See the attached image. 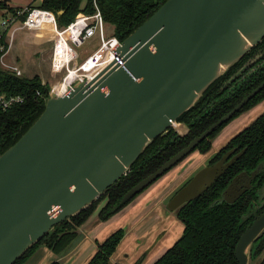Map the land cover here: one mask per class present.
Segmentation results:
<instances>
[{
  "label": "water",
  "instance_id": "water-1",
  "mask_svg": "<svg viewBox=\"0 0 264 264\" xmlns=\"http://www.w3.org/2000/svg\"><path fill=\"white\" fill-rule=\"evenodd\" d=\"M263 38L264 0H165L103 66L70 88L50 90L40 116L0 155V264H13L56 224L87 208L125 176L145 148L169 128L175 130L177 118ZM263 87L264 82L128 189L122 203L178 164ZM243 151L224 163L229 151L196 171L167 209L199 197ZM258 171L240 175L252 179ZM237 177L222 193L226 203L234 202L227 195ZM258 196L256 209L264 205V184ZM263 228L264 212L238 239V264H246L245 250Z\"/></svg>",
  "mask_w": 264,
  "mask_h": 264
},
{
  "label": "trees",
  "instance_id": "trees-1",
  "mask_svg": "<svg viewBox=\"0 0 264 264\" xmlns=\"http://www.w3.org/2000/svg\"><path fill=\"white\" fill-rule=\"evenodd\" d=\"M82 1L40 0L36 6L52 11L56 16L57 25L64 27L70 24L80 11L86 13L94 11L92 0H85L83 4ZM95 1L105 22L113 27L114 36L122 41L149 18L165 0ZM31 7L34 6L32 4L27 6V8ZM18 9L12 10V14H16ZM27 13L25 10L20 19H25ZM0 33H2L1 29ZM255 55H259V57L252 67L232 81L235 83L237 79L241 78L243 80L240 85L229 91V84L226 83L245 64H249L256 57ZM263 82L264 38L223 75L212 82L196 104L177 118V122L184 123L188 128L185 135L181 136L173 128H169L164 135L156 137L132 164L125 176L87 208L56 224L13 264H24L39 246L46 247L55 254H60L66 250L78 237L76 229L86 222L101 203L103 204L98 210V219L101 222L108 220L122 210L133 200L132 198L127 203L121 201L128 189L158 169ZM37 91L41 93L40 96L36 94ZM49 91V86L43 85L38 75L17 76L11 70L3 68L0 63V93L6 96H25L22 103L7 110L0 108V155L12 146L40 116L44 110V101ZM263 100L264 87L244 104L230 120L202 140L194 151L207 153L211 149V142L214 137L230 121L254 108ZM232 148H236L237 151L244 149V152L199 197L179 207L176 214L183 224L182 233L152 264H238L234 249L246 226V222L242 221V216L249 211L248 203L251 199L256 198V193L253 190L234 203L228 204L222 199V191L232 176L242 170L250 172L259 167L258 186L264 181V112L232 136L224 146L212 155L209 163L216 161L223 153ZM123 236L124 231L117 229L103 241L97 243L95 252L85 264H112L110 257L116 251ZM142 259L139 257L133 264H140ZM50 264L62 263L53 261Z\"/></svg>",
  "mask_w": 264,
  "mask_h": 264
},
{
  "label": "rangeland",
  "instance_id": "rangeland-1",
  "mask_svg": "<svg viewBox=\"0 0 264 264\" xmlns=\"http://www.w3.org/2000/svg\"><path fill=\"white\" fill-rule=\"evenodd\" d=\"M84 2L85 0L82 1V4ZM105 25L106 34L108 36H114L113 27L107 22H105ZM21 31L22 32L17 31L18 33L14 36L13 43L18 46L17 48L21 47L19 49L16 48V54H19V56H21L22 58V61L20 60V58L19 60L17 59L18 63L21 65L20 67L24 70L22 71V76L38 75L40 79H42L44 85L47 84L49 86L50 90H53V92L58 90L59 87L55 85L59 84V82L62 81L63 73H54L50 69L53 41L50 39L41 43H37V40L32 36L35 35L34 32L30 33V31H26L23 29ZM31 36L33 39H31ZM23 39H25L24 44H20L19 41H23ZM98 44L99 40L97 33L85 40L81 47L76 48L79 52V60H81L86 54L92 52L98 46ZM23 65L25 66V69L23 68ZM262 112H264V100L254 108L242 113L240 116L230 121L216 136V139L212 141V147L208 151V153L204 155L196 154V152L190 154L191 156L189 155V157H194V155L195 157L197 156V160L194 162L195 167H193V169L192 167L189 169V172L191 171L189 174H192L193 172L195 173V171L204 167L207 164L208 158L215 151L224 146L232 136L241 131L244 127L248 126ZM176 128L179 129V125H177ZM187 157L185 158V160L187 159ZM189 157L187 159L188 161L190 160ZM178 166L179 165L175 166L171 170H175ZM184 166L187 165L184 164L183 167ZM138 195H136L133 200ZM102 204L103 203H101L97 207V209L92 213V215L86 220L83 225L76 229L78 237L74 239L72 244L60 254H55L53 252L49 253L51 255L44 259L45 264L51 262L53 259L63 257L75 246L76 242H79L78 240L82 239L84 234H86L84 233L85 229H88L95 225V218ZM141 220L143 221V224H145V228L141 226L139 227V230H137L135 226L132 229L129 228L132 227L134 223L132 216L128 217V219H126L125 222H123L121 225H119L120 222L117 219L111 222V224L107 228L109 230V234L119 228H122V230L124 231V238L118 245L117 252L112 256V258H110V262L112 264H133L139 257L143 258L140 264H151L162 253L164 249L170 247L178 239L183 228L182 223L177 218H175L172 214H170L169 217H164V214L161 213L160 209L152 212ZM92 221H94V223L90 225ZM140 225H142V222L139 223V226ZM41 247L43 246H39L35 250L32 257L36 252H38ZM32 257H30V259L26 261V264L30 262ZM247 264H252V262L248 261Z\"/></svg>",
  "mask_w": 264,
  "mask_h": 264
},
{
  "label": "built area",
  "instance_id": "built-area-1",
  "mask_svg": "<svg viewBox=\"0 0 264 264\" xmlns=\"http://www.w3.org/2000/svg\"><path fill=\"white\" fill-rule=\"evenodd\" d=\"M92 1L94 7L92 13H82L81 11L70 24L64 27L57 25L56 16L52 11L37 6L18 9L16 14L5 16L0 22L2 31L0 33V60L12 46L17 30L23 29L35 34L50 33L51 37L38 40L37 43L50 39L53 41L50 69L54 73H63L62 82L67 85V88L72 87L77 79L87 76L103 66L109 54H112L121 43L118 37L106 34L104 17L96 1ZM25 10L28 13L25 19L21 20L20 16ZM96 33L99 40L98 46L79 60V52L76 48L81 47L85 40ZM115 61L123 64L122 58L118 56H115ZM4 66L17 76H22V69L18 65L4 64ZM36 94L41 95L39 91ZM24 99L25 96H6L0 93V108L7 110L22 103Z\"/></svg>",
  "mask_w": 264,
  "mask_h": 264
},
{
  "label": "crops",
  "instance_id": "crops-1",
  "mask_svg": "<svg viewBox=\"0 0 264 264\" xmlns=\"http://www.w3.org/2000/svg\"><path fill=\"white\" fill-rule=\"evenodd\" d=\"M39 2L40 0L38 1L36 0H0V22L5 16L11 15L12 10L18 9V8L23 9L29 6L30 4H32L33 6H36L39 4ZM17 31L22 32L21 30H17ZM17 31L15 32L14 36L18 33ZM32 36L35 38L36 34ZM32 36H31V39H33ZM24 41L25 39L19 42L20 44H24ZM17 47L18 46L13 43L12 46L8 49V51L2 57V59L0 60V63L3 68L7 69L4 66V64L18 65L19 67L21 66L17 61V59L19 60V58L22 61L21 56H19V54H16ZM24 67L25 66L23 65V68ZM22 71L24 70L22 69ZM41 82H42V79H41ZM178 125H179V129L177 128L175 129L178 133H183L187 130L186 126L183 125L182 123H178ZM190 168L191 167L189 166L186 170L182 171L181 164H180L175 170L169 171L164 176H162L160 179H158L156 182H154L152 185H150L146 190H144L140 195H138L131 203L125 206L120 212L113 215L110 219L103 221V222L96 221L94 226L88 229H85L84 233L86 234H84L82 239L78 240L79 242H76L75 246L68 253H66L63 257L58 258V260H60L63 264H85L88 261V259L91 257V255L95 252L97 243L103 241L104 238L110 235L109 230L107 228L109 227L111 222L117 219L120 222L119 225H121L123 222H125L126 219H128V217L132 216L134 223L132 227H129L130 229H132L134 226L136 227L137 230H139L140 229L139 227L141 226L145 228V224H143V221L141 219L148 216L152 212L157 211L158 209L157 206L161 203L163 199L169 196L172 193V191L175 189V187L182 181V179L186 177ZM96 219L97 218H95V220ZM94 221H92L90 225H92ZM140 222H142V225L139 226ZM116 252H117V249L113 253V255H115ZM49 253H51L50 250H47L46 248L41 247L38 250V252H36L35 255L32 257L30 262L27 264H45L44 259L51 255ZM112 256L110 258H112Z\"/></svg>",
  "mask_w": 264,
  "mask_h": 264
},
{
  "label": "flooded vegetation",
  "instance_id": "flooded-vegetation-1",
  "mask_svg": "<svg viewBox=\"0 0 264 264\" xmlns=\"http://www.w3.org/2000/svg\"><path fill=\"white\" fill-rule=\"evenodd\" d=\"M256 57L253 59V60H251L250 61V63H249V66L244 70V71H242V73L243 72H245L248 68H251L252 67V65H253V63H255L256 62V60H258L257 58L259 57V55H255ZM248 64V63H247ZM247 64H245V65H247ZM244 65V66H245ZM243 66V67H244ZM242 67V68H243ZM241 68V69H242ZM251 70H253V69H251ZM239 71V70H238ZM242 73L241 74H239L238 76H240V75H242ZM235 76V75H234ZM238 76H236L232 81H234ZM232 78V77H231ZM230 78V79H231ZM241 78H239V79H237V81L234 83H232V81H228L226 84H229V88H228V90L230 91H232V89H234V88H236V87H238L239 85H240V82L243 80V79H241ZM239 81V82H238ZM232 83V84H231ZM183 125H185L184 123H182ZM186 126V125H185ZM218 128V127H217ZM186 131L185 132H183V133H178L177 131H176V133L177 134H179V135H185L187 132H188V128L186 127ZM221 132V131H220ZM213 133V132H212ZM214 139H216V137H214ZM213 139V140H214ZM212 140V141H213ZM211 147H212V142H211ZM195 149V148H194ZM194 149L187 155L188 157H189V155L190 154H192V153H194V152H196V154H199V155H204V154H206V153H199V152H197V150H195L194 151ZM242 150H244V149H242ZM218 151V150H217ZM217 151H215L214 153H216ZM229 151H233L230 155H229V157L227 158V159H225L224 160V163L225 162H227L230 158H232V156H234L235 154H237L238 152H240V151H237L236 150V148H232V149H229V150H227L225 153H223L222 155H221V157L220 158H218L216 161H214V162H212V163H209V160H210V158L212 157V155L214 154H212L209 158H208V161H207V164L205 165V166H207V165H212V164H214V163H216L217 161H219L221 158H222V156L224 155V154H227ZM244 152V151H243ZM208 153V152H207ZM242 155V154H241ZM240 155V156H241ZM186 156V157H187ZM191 156V155H190ZM186 157H184L178 164H176L175 166H177V165H180V164H182L181 165V168L183 167V165L185 164V163H187V159H188V157H187V159L185 160V158ZM194 157H195V155H194ZM194 157H189L190 158V161H192V162H190V164L188 165V167L190 166V167H192V169H193V167H195L194 165V162L196 161V159H197V156L194 158ZM199 157V156H198ZM239 159V158H238ZM185 160V161H184ZM236 161H234V163H235ZM233 163V164H234ZM232 164V165H233ZM232 165H230V166H232ZM175 166H173L172 168H170L169 170H167L162 176H164L166 173H168L171 169H173ZM229 166V167H230ZM187 167V168H188ZM199 167V166H198ZM228 167V168H229ZM186 168V169H187ZM227 168V169H228ZM257 168H259V167H257ZM186 169H183V171L184 170H186ZM191 169V170H192ZM226 169V170H227ZM225 170V171H226ZM255 170V169H254ZM254 170H252V171H250V172H247L246 170H242V171H240V172H238L237 174H235L234 176H232V178L230 179V181L228 182V184H227V186L230 184V182H232V179L234 178V177H237V179H236V181L234 182V184H233V187H232V191L227 195V197L229 198V199H233L234 200V202L235 201H237L240 197H242L243 195H247L248 194V192H251V191H255V195H256V198L255 199H251L250 200V202L248 203V207H249V211L246 213V214H244L243 216H242V221H245L246 222V226H245V229L248 227V226H250L251 224H252V222L254 221V219H255V217L256 216H258V215H260L262 212H264V205L261 207V208H258V209H256L258 206H259V202H258V195L260 194V189H261V187H262V185L264 184V181L262 182V184L260 185V186H258V184H257V177H258V173H259V171H258V173L254 176V178H252V179H249V178H247V176L246 175H240V173H242V172H245V173H247L248 175H250L251 174V172H253ZM198 171V170H197ZM224 171V172H225ZM191 172V171H190ZM190 172H188V174L186 175V177H184L183 179H182V183L179 185H177L176 187H175V189L172 191V193L169 195V196H167L165 199H163L162 201H161V203L157 206L158 207V209H160V211H161V213L162 214H164V217H169V215L170 214H172L175 218H177L178 219V217H177V214H176V211L179 209V208H177L176 210H174V211H169L168 209H167V203H168V201L172 198V196L182 187V186H184L191 178H192V176L195 174L194 172L192 173V174H189ZM196 172V171H195ZM224 174V173H223ZM240 175V176H239ZM162 176H160L159 178H157L154 182H156L158 179H160ZM221 176V175H220ZM219 176V177H220ZM154 182H152L150 185H152ZM214 183V182H213ZM212 183V184H213ZM211 184V185H212ZM149 185V186H150ZM149 186H147L144 190H146ZM179 186V187H178ZM226 186V187H227ZM210 187V186H209ZM208 187V188H209ZM225 187V188H226ZM207 188V189H208ZM224 188V189H225ZM206 189V190H207ZM244 189V191L238 196V197H235V195L239 192V191H241V190H243ZM143 190V191H144ZM143 191H141L140 193H138V194H141ZM224 191V190H223ZM223 191H222V193H223ZM137 194V195H138ZM135 197V196H134ZM133 197V198H134ZM263 199H264V197H263ZM131 200H132V198H131ZM130 201V200H129ZM128 201V202H129ZM225 202V201H224ZM233 202V203H234ZM127 203V202H126ZM187 203V202H186ZM185 204V203H184ZM228 204H232V203H228ZM250 205H252V207L250 206ZM182 206V205H181ZM180 206V207H181ZM163 208V209H162ZM157 209V210H158ZM256 209V211L255 212H253L254 210ZM249 214V215H248ZM179 220V219H178ZM180 221V220H179ZM181 222V221H180ZM183 225V224H182ZM119 229H122V228H119ZM244 229V230H245ZM182 230H183V228H182ZM182 233V232H181ZM243 233V232H242ZM241 236V235H240ZM180 237V236H179ZM178 237V238H179ZM124 238V237H123ZM122 238V239H123ZM240 238V237H239ZM122 241V240H121ZM120 241V242H121ZM238 242V241H237ZM119 245V244H118ZM118 247V246H117ZM117 249V248H116ZM166 251V249H164L163 251H162V253L158 256V257H160L164 252ZM245 253H246V256H247V261H246V264H247V262L248 261H251L252 262V264H264V228L254 237V239L252 240V242L248 245V247L246 248V250H245ZM157 257V258H158ZM156 258V259H157ZM155 259V260H156ZM154 260V261H155ZM237 260V259H236ZM153 261V262H154ZM238 262V261H237ZM152 264V263H151Z\"/></svg>",
  "mask_w": 264,
  "mask_h": 264
},
{
  "label": "bare ground",
  "instance_id": "bare-ground-1",
  "mask_svg": "<svg viewBox=\"0 0 264 264\" xmlns=\"http://www.w3.org/2000/svg\"><path fill=\"white\" fill-rule=\"evenodd\" d=\"M50 33H44V34H36V37H35V39L38 41V40H41V39H44V38H49V37H51L50 35H49ZM41 72V71H40ZM68 79L70 78V76L69 77H67ZM55 86H58L59 87V89L58 90H60L61 88H67V85L65 84V83H63L62 81L61 82H59V84H57V85H55ZM55 92V91H54Z\"/></svg>",
  "mask_w": 264,
  "mask_h": 264
}]
</instances>
